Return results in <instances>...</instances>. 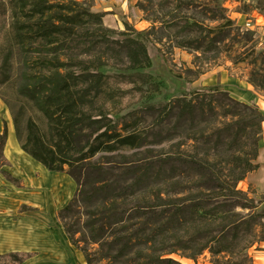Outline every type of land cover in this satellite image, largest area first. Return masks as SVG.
<instances>
[{
	"label": "trees",
	"instance_id": "16d2710c",
	"mask_svg": "<svg viewBox=\"0 0 264 264\" xmlns=\"http://www.w3.org/2000/svg\"><path fill=\"white\" fill-rule=\"evenodd\" d=\"M88 2L11 3L14 21L6 33L24 61L13 100L0 94L19 149L47 172L66 175L76 186L73 198L56 214L69 245L85 264H180L170 256L181 253L182 258L195 261L206 251L213 258L221 257L216 264H252L246 251L256 243L255 228L264 218V210L256 209L264 203V195L257 198L239 184L258 169L264 119L257 107L234 101L220 86L194 89L158 108L148 106L143 110L163 111L173 130L182 123L198 126L206 146L224 150L228 159L208 153L200 157L172 153L154 172L144 163L129 162L126 153L139 150L145 139L122 121L137 111L118 117L112 110L106 75L86 61L81 53L85 44L76 32L94 23L104 33L125 35L103 29V14L92 13ZM218 2L147 0L148 6L137 4L143 14L149 13L151 27L143 34L134 32V38L116 41L126 59L123 70L131 72L121 77L128 84L148 86L153 93L161 91L160 83L150 82V75L138 73L151 67L147 46L155 25L173 34L174 48L198 54L197 60L218 52L236 28ZM22 6L20 23L15 14ZM2 15L0 40L6 28ZM208 16L206 20L216 24L212 29L204 25ZM248 36L244 43L252 40ZM100 40L102 44L109 41L103 36ZM75 50L80 53L72 58ZM12 56L13 47L0 53V93L12 81ZM249 84L264 91V78ZM2 125L0 175L20 189L23 183L9 173L11 166L4 157L7 127L5 122ZM157 180L171 187L173 195L185 197L176 203L165 201L167 195L152 192ZM29 258V254L9 253L0 256V264H6L1 260L22 264Z\"/></svg>",
	"mask_w": 264,
	"mask_h": 264
},
{
	"label": "rangeland",
	"instance_id": "374dc122",
	"mask_svg": "<svg viewBox=\"0 0 264 264\" xmlns=\"http://www.w3.org/2000/svg\"><path fill=\"white\" fill-rule=\"evenodd\" d=\"M16 1L18 0H0L3 27H6L1 31L0 53L6 54L9 47H13L12 81L0 93L9 101L14 98V85L24 61L23 53L9 43L10 36L6 33L14 21L12 17L15 12L11 10V3ZM74 1L82 2L83 0ZM146 1L90 0L86 3V7L92 5V13L103 14L104 17L101 20L103 29L134 38V32L143 34L151 27L148 22L151 19L149 13L143 14L136 7L139 3L148 6ZM201 1L211 2V0ZM244 1L219 0L218 5L223 6L226 10V17L235 23L236 28L220 44L218 52L206 54L199 60L195 59V57H200L198 54L194 55L174 48L170 44V41L175 39L173 34L168 30H159V25H155V31L150 35V43L147 46L151 67L138 73L150 75L151 83H160L159 94L148 90V86H139L138 82L135 85L128 84V80L121 77V75L131 74V72L123 70L126 66V59L124 52L116 44V41H123L125 36L104 33L94 23H87L83 31L76 32V38H81L80 43L85 44L81 53H85L86 61L95 67H101L99 71L106 75V91L113 99L112 106H110L112 110L118 113V117L127 115L130 111H137L123 118L122 121V123L133 125V129L142 133L145 139L139 150L126 153L129 162L134 161L141 165L144 163L154 172L164 166V161L172 153L182 157H200L208 153L217 156L222 161L228 159V154L224 150L216 152L211 150V145L206 146L205 138L199 133L198 126L182 123L178 129L173 130L174 125L169 123L163 111L159 109L144 111L143 109L148 106L158 108L177 97L188 96L194 89L213 86H220L234 101L247 106L251 105L238 101L237 98L240 96L236 91L231 90L230 92L225 86L218 83L220 76L224 83H235L236 85L242 83V86L247 85L257 91L249 84V81L264 78V0H251L249 3ZM15 15L18 22L22 23L23 6L16 11ZM246 24L249 25V28L244 27ZM141 25L145 26L144 30ZM204 25L212 29L216 24L206 20ZM248 35H251L252 40L249 43H244V40L249 37ZM100 36L107 37L109 41L102 44ZM77 53L80 52L75 50L72 58H76L75 54ZM80 57L77 56L79 59ZM148 98L151 99L148 100ZM6 110L8 112L7 108ZM208 126L212 128L211 124ZM137 161L139 162L137 163ZM25 162L23 160V177L30 173ZM245 179L239 184L244 192H253L257 198L264 195V193H258L248 186ZM22 183L24 190V182ZM170 188L158 180L151 186L153 193L161 192L167 195L163 199L169 203H176L177 200H182L185 197V195H173V190ZM38 194L41 205L39 209H36L34 205L28 203V201H37L36 193L31 192L30 189L23 191V201H25L20 210L21 213L23 212V253L29 254L30 258L22 264H72L74 262L84 264L85 261L76 260V250L69 245L61 226L56 221L57 212L64 207L57 209V206L54 205L55 195L49 190L40 191ZM256 210H264V203ZM247 213L245 212L244 215ZM255 242L246 251L248 258H251L252 253L264 243V218L258 222V226L255 228ZM182 255L184 254L171 255L170 258L180 264H216V261H221V257L213 258L207 251L195 261L184 259L181 257ZM1 262L11 264V261L8 260H1Z\"/></svg>",
	"mask_w": 264,
	"mask_h": 264
},
{
	"label": "crops",
	"instance_id": "0c3cea01",
	"mask_svg": "<svg viewBox=\"0 0 264 264\" xmlns=\"http://www.w3.org/2000/svg\"><path fill=\"white\" fill-rule=\"evenodd\" d=\"M250 1L245 0L244 2L249 3ZM140 20H142L141 17ZM141 28L143 29L145 26L141 25ZM218 83L225 86L230 92L231 90L236 91L240 96L237 98L238 101L256 106L264 119V91L257 92L247 85L245 87L242 86V83H237V85L235 83H224L223 78L220 76L218 77ZM2 122H5L7 127L4 156L11 165L9 171L13 177L24 182L25 189L23 190V186L20 189L13 187L0 175V256L9 253H23V212H20L25 201H23V191L30 189L31 192L36 193L35 199L37 201H28V203L34 205V208L39 209L41 201L39 200L38 192L49 190L55 195L54 205L57 206V209H62L72 199L76 189L74 182L68 176L47 172L41 165L29 157L30 160L27 159L25 163L30 173L26 174V177H23V153L19 152L18 145L17 153L8 155L5 153L7 141L11 137V133L15 142L16 140L11 118L4 106L0 111V133L3 127ZM261 130L256 159L258 169L248 174L245 179V183L258 193H264V121ZM76 260L79 262L81 260L84 261L82 255L80 256V253L77 251ZM251 262L252 264H264V243L261 244L258 250L252 253ZM72 264L78 263L74 262Z\"/></svg>",
	"mask_w": 264,
	"mask_h": 264
},
{
	"label": "bare ground",
	"instance_id": "6f19581e",
	"mask_svg": "<svg viewBox=\"0 0 264 264\" xmlns=\"http://www.w3.org/2000/svg\"><path fill=\"white\" fill-rule=\"evenodd\" d=\"M3 108V105L2 103H0V111L1 109ZM20 153H23L22 151L19 150ZM7 155L8 154H14V153H17V144L16 142L14 141V138L12 136V133H11V137L8 139L7 141V145H6V152H5ZM28 158V156H26L24 153H23V160L26 161ZM30 160V159H29ZM81 256V254H80ZM187 263V262H185ZM188 264V263H187Z\"/></svg>",
	"mask_w": 264,
	"mask_h": 264
},
{
	"label": "built area",
	"instance_id": "2783aa9c",
	"mask_svg": "<svg viewBox=\"0 0 264 264\" xmlns=\"http://www.w3.org/2000/svg\"><path fill=\"white\" fill-rule=\"evenodd\" d=\"M244 27H245V28H249V25H248V24H246V25H244Z\"/></svg>",
	"mask_w": 264,
	"mask_h": 264
}]
</instances>
